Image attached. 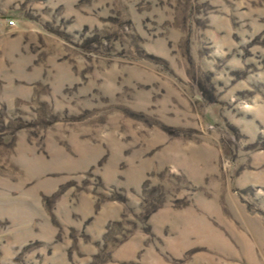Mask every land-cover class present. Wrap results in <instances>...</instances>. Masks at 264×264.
Listing matches in <instances>:
<instances>
[{
  "label": "rangeland",
  "instance_id": "1",
  "mask_svg": "<svg viewBox=\"0 0 264 264\" xmlns=\"http://www.w3.org/2000/svg\"><path fill=\"white\" fill-rule=\"evenodd\" d=\"M0 264H264V0H0Z\"/></svg>",
  "mask_w": 264,
  "mask_h": 264
},
{
  "label": "built area",
  "instance_id": "2",
  "mask_svg": "<svg viewBox=\"0 0 264 264\" xmlns=\"http://www.w3.org/2000/svg\"><path fill=\"white\" fill-rule=\"evenodd\" d=\"M7 23L9 26H14V25H16V20L12 19V18H8Z\"/></svg>",
  "mask_w": 264,
  "mask_h": 264
}]
</instances>
